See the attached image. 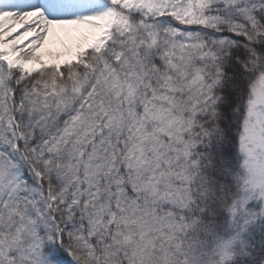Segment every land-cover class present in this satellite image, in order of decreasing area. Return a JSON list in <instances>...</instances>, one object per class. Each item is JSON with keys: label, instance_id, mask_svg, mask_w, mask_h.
<instances>
[{"label": "snow or ice", "instance_id": "6c2138e0", "mask_svg": "<svg viewBox=\"0 0 264 264\" xmlns=\"http://www.w3.org/2000/svg\"><path fill=\"white\" fill-rule=\"evenodd\" d=\"M0 264H264V0H0Z\"/></svg>", "mask_w": 264, "mask_h": 264}]
</instances>
